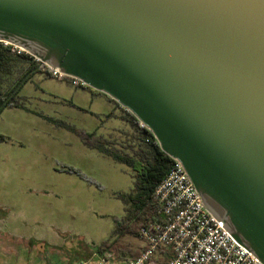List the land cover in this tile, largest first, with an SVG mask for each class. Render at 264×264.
<instances>
[{
	"label": "water",
	"instance_id": "1",
	"mask_svg": "<svg viewBox=\"0 0 264 264\" xmlns=\"http://www.w3.org/2000/svg\"><path fill=\"white\" fill-rule=\"evenodd\" d=\"M0 43L108 96L264 264V0H0Z\"/></svg>",
	"mask_w": 264,
	"mask_h": 264
},
{
	"label": "rangeland",
	"instance_id": "2",
	"mask_svg": "<svg viewBox=\"0 0 264 264\" xmlns=\"http://www.w3.org/2000/svg\"><path fill=\"white\" fill-rule=\"evenodd\" d=\"M66 84L70 86L71 82L64 80L62 85L67 87ZM27 87L25 84L18 90L17 99L24 98L22 102L27 109L51 121L103 136L105 140L109 136L120 140L122 120L131 128L123 112H115L122 120L116 117L105 120L103 108H87L100 115L96 119L71 107L83 106V103L69 95L61 84L46 81L36 91ZM8 126L10 128L4 127L15 138L64 135V131H47L41 122L30 123L22 117H14ZM79 164L90 183L83 188L75 189L73 182L63 181L55 183L57 189H61L58 194L53 191H49L48 196L34 193L29 199L22 191H0V220L7 218L0 224V264H80L83 262L79 257L81 252L94 253L99 244L117 239L114 221L126 215L128 206L122 196L134 189L133 169L106 159L101 170L89 164L83 166L82 161ZM119 241L133 249L141 247L131 236L121 237Z\"/></svg>",
	"mask_w": 264,
	"mask_h": 264
},
{
	"label": "crops",
	"instance_id": "3",
	"mask_svg": "<svg viewBox=\"0 0 264 264\" xmlns=\"http://www.w3.org/2000/svg\"><path fill=\"white\" fill-rule=\"evenodd\" d=\"M30 78L31 80L26 81L27 83L25 82L22 86L27 84L28 90L35 89L36 91L46 81L61 84L64 90L67 89L69 95L75 96L76 99H79L83 103V106H70L75 107L80 112L90 114L96 119L100 115L93 114L87 108L94 106L97 109H105L103 112L105 113V120L111 117L121 119L123 117L116 116L115 112L125 113L119 105L102 93L91 89L75 87L72 84L70 86L66 84L65 86L67 87H64L62 85L64 81H56L42 73L34 74ZM24 100L22 97L18 99L19 103L22 104L21 108L7 107L0 111V136L6 138L5 142L0 143L1 192L7 189L22 191L27 195V198H31L34 193H41L43 196H48L49 191L58 194L61 189H57V184L55 183L63 181L73 182L75 189H80L86 186V184H90L87 183L86 178L82 174L84 170L79 164L80 161H82L83 166L89 164L94 169L98 167L99 170L102 168L104 159L121 164L96 149L86 146L79 136L56 125L54 121L39 115L35 111L27 109L24 106V102H22ZM14 117H22L30 123L32 121H36L37 124L41 122L47 131L53 130L58 132L60 130L64 131V135H29L27 137L15 138L10 136L9 130L4 127L7 126L10 128L8 124H10ZM121 122H123V126L121 127L123 131L120 140L118 137L112 140L109 138L110 136L105 140L102 138L103 136H97L96 134L66 125L77 131L91 135L94 138L106 141V148L111 151L115 148L113 150L119 154H129L131 147L133 148L134 146V130L132 127L128 128L123 120ZM67 169L74 172L67 171ZM51 177L54 180H51ZM54 196L57 197L56 195ZM6 219L0 220V224L4 223ZM91 253L81 252L79 254L80 260L86 261L89 259Z\"/></svg>",
	"mask_w": 264,
	"mask_h": 264
},
{
	"label": "built area",
	"instance_id": "4",
	"mask_svg": "<svg viewBox=\"0 0 264 264\" xmlns=\"http://www.w3.org/2000/svg\"><path fill=\"white\" fill-rule=\"evenodd\" d=\"M10 47L11 52H22ZM44 69L56 81L69 80L75 87H85L57 68ZM169 159L171 167L153 192L155 215L138 229L140 255L116 260L110 253L94 252L80 264H261L205 209L182 164Z\"/></svg>",
	"mask_w": 264,
	"mask_h": 264
},
{
	"label": "trees",
	"instance_id": "5",
	"mask_svg": "<svg viewBox=\"0 0 264 264\" xmlns=\"http://www.w3.org/2000/svg\"><path fill=\"white\" fill-rule=\"evenodd\" d=\"M36 66L37 62L28 54L11 52L10 46H4L3 43H0V105L16 88L21 79L34 70ZM37 73H42L52 79L47 69H42L31 74L27 80ZM80 88L86 87L80 86ZM17 93L10 98L4 108L22 107L16 97ZM125 114L128 116V121L134 130V146L133 148L131 147L129 154H119L116 151H111L106 148V141L94 138L82 131H77L64 123L55 122L56 125L79 136L86 146L94 148L116 162L132 168L135 173L134 189L130 194L122 196L123 202L128 206L126 215L122 219L114 221V234L117 239L103 242L94 249L97 254L110 253L116 260L134 259L140 255L141 247L133 249L128 245L122 244L119 239L131 236L138 240L139 227L153 219L156 211L153 192L172 164L169 157L160 150L153 136L141 129L133 116L127 112ZM5 141L6 138L0 136V143ZM67 171L74 172L70 169H67Z\"/></svg>",
	"mask_w": 264,
	"mask_h": 264
}]
</instances>
